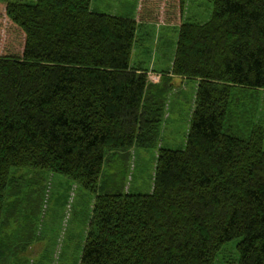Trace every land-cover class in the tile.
<instances>
[{
    "label": "trees",
    "instance_id": "16d2710c",
    "mask_svg": "<svg viewBox=\"0 0 264 264\" xmlns=\"http://www.w3.org/2000/svg\"><path fill=\"white\" fill-rule=\"evenodd\" d=\"M211 1L203 23L184 21L186 0H139L136 18L0 1V234L12 170L29 169L95 194L78 264H215L234 238L238 264H264V130L230 112L235 90H264V0ZM139 23L177 25L169 74L197 80L185 147H159L147 194L126 191V160L104 174L155 147L171 89L132 63ZM20 219L24 241L1 236L0 264L35 239Z\"/></svg>",
    "mask_w": 264,
    "mask_h": 264
},
{
    "label": "rangeland",
    "instance_id": "374dc122",
    "mask_svg": "<svg viewBox=\"0 0 264 264\" xmlns=\"http://www.w3.org/2000/svg\"><path fill=\"white\" fill-rule=\"evenodd\" d=\"M18 1L33 4L36 0ZM135 1L137 0H91V8L127 17L130 15L128 13L132 14L131 8ZM138 3L139 0L137 7ZM125 5H128V9L124 10L126 14L119 11ZM212 8L211 0H186L183 19L192 23L206 22L211 16ZM177 37L178 26L175 24L139 23L136 32L132 63L146 69L152 83L160 84L171 80L165 82L171 85V89L166 90L155 147L133 148L128 152V157L125 154L114 156L104 169V174L110 171L114 173L118 165L124 164L122 160H126L125 189L132 194L151 192L159 147L174 150L185 147L197 80L182 77H178L179 81L171 79L169 71ZM157 78L158 81H154ZM230 112L233 114L232 119L235 118V123L243 131L250 124L264 130V90H235L231 97ZM11 175L17 178L20 187L17 186V190L11 185L8 187V209L5 207L2 222L5 221L6 212H10L12 217L7 218L8 224L4 228L1 227L0 237L6 236L11 245L23 242L17 223L20 217V227L30 223L34 228L32 234L35 239L28 249L15 253L9 260L6 259V264H78L95 194L58 173L13 169ZM19 178L23 180L19 181ZM238 241L239 238H234L225 243L215 264H238Z\"/></svg>",
    "mask_w": 264,
    "mask_h": 264
},
{
    "label": "crops",
    "instance_id": "0c3cea01",
    "mask_svg": "<svg viewBox=\"0 0 264 264\" xmlns=\"http://www.w3.org/2000/svg\"><path fill=\"white\" fill-rule=\"evenodd\" d=\"M137 2H138V0L137 1H135V4L132 6V8H131V10H132V14L131 13H128V14H130L129 16H131V17H133V18H136V10H137ZM100 4V3H99ZM104 6V5H103ZM128 9V5H125V6H123L122 7V10H119V11H123L125 14H126V11H124L125 9ZM115 15H117V14H115ZM126 16V15H125ZM172 61V60H171ZM171 79L172 80H176V81H179L180 80V78H178V77H176V76H172L171 77ZM184 79V78H183ZM154 81H158V78H157V80H154Z\"/></svg>",
    "mask_w": 264,
    "mask_h": 264
}]
</instances>
